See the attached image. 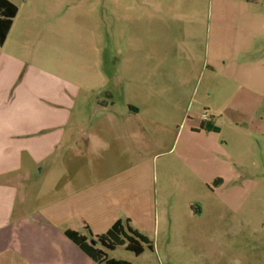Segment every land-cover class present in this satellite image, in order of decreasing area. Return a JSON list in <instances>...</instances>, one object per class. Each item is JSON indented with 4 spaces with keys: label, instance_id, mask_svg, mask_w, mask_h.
<instances>
[{
    "label": "crops",
    "instance_id": "obj_1",
    "mask_svg": "<svg viewBox=\"0 0 264 264\" xmlns=\"http://www.w3.org/2000/svg\"><path fill=\"white\" fill-rule=\"evenodd\" d=\"M10 1L19 11L0 46L2 264H97L66 232H79L94 242L117 222L128 221L153 242L155 252L161 233L169 244L179 235L180 224L175 217L165 223L167 211L159 195L162 199L176 196L196 179L223 198L235 172L221 140L222 128L214 119L228 108L224 105L216 112L206 105L213 111L207 112L210 122L219 132L201 128L204 113L189 112L190 107L188 112H179L193 70V47L154 44L140 48L144 59L157 66L167 62L169 49L186 54L190 65L177 69L171 101L161 90L151 91L143 101L137 82L131 86L133 101H122L119 106L118 87L105 80L101 51L94 47L89 55L80 54L78 61H70L65 14L55 23L44 0ZM163 1L144 0L157 13L144 15L145 36H150L153 27L154 32L164 31ZM218 1L264 4V0ZM261 26L246 30L238 46H224L219 52L232 48L241 54L263 53L264 15ZM262 66L245 63L239 80L258 81L257 69L264 70ZM203 69L214 70L215 66L208 62ZM263 119L254 127L256 132L264 133ZM169 142L170 151L177 145L179 154L177 160L164 163L159 186L158 160L170 152ZM45 166L47 178L41 183L37 176L45 174ZM169 171L174 174L171 181ZM188 212L201 218L204 209L194 206ZM206 229L205 223L196 220L187 227L195 239Z\"/></svg>",
    "mask_w": 264,
    "mask_h": 264
},
{
    "label": "rangeland",
    "instance_id": "obj_2",
    "mask_svg": "<svg viewBox=\"0 0 264 264\" xmlns=\"http://www.w3.org/2000/svg\"><path fill=\"white\" fill-rule=\"evenodd\" d=\"M167 1L161 6L162 14L167 16L162 21L164 31L154 32L153 27L150 36H145L144 15L157 13L144 5V0H44L55 23H59L61 15H66L70 61H78L80 54L89 55L94 47L101 51L105 80L118 87L119 106L122 101H133L131 86L137 82L143 101L154 90H161L171 101L176 88L172 79L176 78L177 69L190 63L184 59L186 54L170 49L167 62L161 66L146 61L140 48L156 44L193 47L194 53L190 54L193 70L188 85L184 86L179 112H188L189 107V112H213L206 108L208 104L216 112H221L224 105L228 108L223 116L214 115L235 170L228 181L225 200L193 179L176 196L162 199L159 195L167 211L165 223L170 224L175 217L180 224L179 235L173 241L166 244L161 233L155 243L156 252L145 246L143 254L138 256L119 246L107 254L109 258L133 264H264V133L254 129L264 118V70L260 71L264 52L241 54L232 48L230 52L218 50L238 46L245 39L242 35L246 30L262 28L264 4L230 5L218 0H177L170 4ZM157 19L156 16L153 20ZM208 62L213 63L214 70L203 69ZM245 63L262 66L257 69L258 81L239 80L240 67ZM176 146L170 151L172 142H169L170 152L159 156V186L164 163L177 160L180 148ZM44 170L45 174L37 176L41 183L47 178V166ZM168 173L167 179L171 181L174 174ZM194 206L204 209L203 217L190 216L188 211ZM195 220L205 223L207 228L197 239L187 230L189 222ZM93 240L90 243L101 248Z\"/></svg>",
    "mask_w": 264,
    "mask_h": 264
},
{
    "label": "trees",
    "instance_id": "obj_3",
    "mask_svg": "<svg viewBox=\"0 0 264 264\" xmlns=\"http://www.w3.org/2000/svg\"><path fill=\"white\" fill-rule=\"evenodd\" d=\"M18 11V6L10 0H0V46L5 43ZM201 128L207 132L220 130L210 121L204 122ZM128 223L117 222L105 234L96 236L101 248L93 246L88 237L79 232L67 231L66 236L97 264H133L123 259L109 258L107 254V251H114L119 246H124L127 251L138 256L143 254L145 246L154 250L153 242L132 229Z\"/></svg>",
    "mask_w": 264,
    "mask_h": 264
},
{
    "label": "built area",
    "instance_id": "obj_4",
    "mask_svg": "<svg viewBox=\"0 0 264 264\" xmlns=\"http://www.w3.org/2000/svg\"><path fill=\"white\" fill-rule=\"evenodd\" d=\"M202 118H203V120H204L205 122L210 121V116H209L208 113H204L203 116H202Z\"/></svg>",
    "mask_w": 264,
    "mask_h": 264
}]
</instances>
